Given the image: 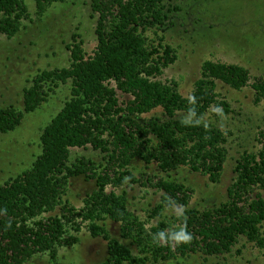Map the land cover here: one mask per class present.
I'll return each instance as SVG.
<instances>
[{"label":"trees","instance_id":"trees-1","mask_svg":"<svg viewBox=\"0 0 264 264\" xmlns=\"http://www.w3.org/2000/svg\"><path fill=\"white\" fill-rule=\"evenodd\" d=\"M26 0H0V34L15 36L30 21ZM39 20L48 8L65 0H34ZM163 0H89L96 19V47L87 55L78 35L66 45L69 65L42 70L22 92V110L0 108V133L13 131L24 114L38 109L60 84H69L70 96L40 134L41 153L31 167L0 185V264H27L38 254L56 258L61 247L79 242L81 223L90 235L107 242V257L97 264H160L191 255L228 254L240 239L264 248V131L258 147L243 150L235 161L234 177L226 200L199 209L190 207L192 190L172 178L181 167L220 182L227 159V137L206 116L218 121L231 112L216 91V82L233 90L248 86L249 71L242 65L206 60L187 97L174 81L158 78L176 61L175 50L146 31L163 30L168 16ZM156 34V33H155ZM254 103L264 100V79L250 84ZM117 91L127 100L120 103ZM195 97L191 103L189 97ZM159 109L160 115H151ZM194 111V115H190ZM103 154L104 163L80 158L70 160V150L87 148ZM133 161L144 169L155 164L165 176L136 175ZM83 175L94 180L77 209L62 198L70 180ZM145 177L144 181L141 178ZM149 185L162 192L159 202L147 211L156 224L146 227L129 208L127 194L115 189ZM107 186L111 190L107 191ZM62 205L59 215H45ZM179 206L183 216L171 219L163 211ZM106 220L119 224L120 238H112ZM186 224L192 239L187 244L152 241L158 230H175ZM240 253V250H236Z\"/></svg>","mask_w":264,"mask_h":264},{"label":"rangeland","instance_id":"rangeland-1","mask_svg":"<svg viewBox=\"0 0 264 264\" xmlns=\"http://www.w3.org/2000/svg\"><path fill=\"white\" fill-rule=\"evenodd\" d=\"M30 21H24L22 28L12 38L0 34V108L12 105L22 110V92L30 85L32 78L42 70L68 67L69 52L66 45L77 34L87 55L96 47L95 17H91L89 0H65L52 4L43 17H35V1L26 0ZM168 16L163 30L150 29L146 36L157 41L162 36L164 43L175 50L176 61L163 70L158 78L162 82L174 81L184 97L191 94L194 81L199 77L200 66L206 60L235 63L245 67L250 74L248 86L233 90L216 82V91L229 105L231 112L218 121L211 114L206 120L214 123L227 137V159L223 166L220 182L210 183L206 176L193 173L186 167L170 172L172 178L192 190L190 207L202 209L226 200V189L234 177L235 161L243 150L256 149L259 131H264V100L254 103V91L250 84L255 78L264 79V0H163ZM156 33V34H155ZM120 103L128 97L117 91ZM69 84H60L47 100L35 111L24 114L18 127L7 133H0V185L28 170L41 153L40 134L69 98ZM160 115L157 109L150 114ZM85 158L96 164L104 163L103 154L87 148L70 150V160ZM134 173L150 176H165L155 164L144 169L140 161H133ZM145 177L141 178L144 181ZM95 189L94 180L83 175L72 178L62 200L79 209L86 194ZM111 186H107L110 191ZM127 194L129 208L149 228L157 219H148L147 211L155 206L162 192L149 185L115 189ZM62 205L47 215H59ZM179 206L163 211L169 219L177 216ZM106 229L112 238L136 249L120 238L119 224L106 220ZM79 242L71 247L59 248L56 258L38 254L27 264H97L107 257V242L101 237L90 235L85 223H81ZM240 253H236V250ZM160 264H264V248L260 249L245 240L228 254L220 256L191 255L188 259L171 260Z\"/></svg>","mask_w":264,"mask_h":264},{"label":"clouds","instance_id":"clouds-1","mask_svg":"<svg viewBox=\"0 0 264 264\" xmlns=\"http://www.w3.org/2000/svg\"><path fill=\"white\" fill-rule=\"evenodd\" d=\"M189 100L191 103H195V97H189ZM194 111L190 113V115H194ZM4 210L0 209V212H3ZM177 216H183V209H177L176 211ZM192 235L187 231L186 224H182L175 230H169L165 231L163 229L158 230L157 232L152 234V241L154 243H159L161 245L163 244H187L191 241Z\"/></svg>","mask_w":264,"mask_h":264}]
</instances>
